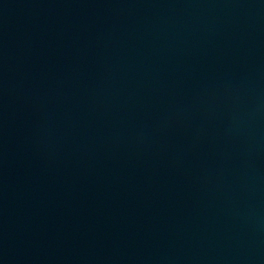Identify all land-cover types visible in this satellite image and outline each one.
<instances>
[{
  "label": "water",
  "instance_id": "water-1",
  "mask_svg": "<svg viewBox=\"0 0 264 264\" xmlns=\"http://www.w3.org/2000/svg\"><path fill=\"white\" fill-rule=\"evenodd\" d=\"M0 264H264V0H0Z\"/></svg>",
  "mask_w": 264,
  "mask_h": 264
}]
</instances>
